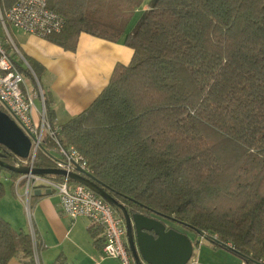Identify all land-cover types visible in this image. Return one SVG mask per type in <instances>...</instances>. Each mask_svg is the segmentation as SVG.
<instances>
[{
	"label": "trees",
	"instance_id": "trees-1",
	"mask_svg": "<svg viewBox=\"0 0 264 264\" xmlns=\"http://www.w3.org/2000/svg\"><path fill=\"white\" fill-rule=\"evenodd\" d=\"M141 1L47 0L64 18L49 42L72 51L85 32L124 36L133 49L130 62L115 65L103 91L59 125L56 137L79 151L129 213L173 217L163 221L199 230L244 264H264V0H150L124 33ZM15 2L0 0L1 11ZM26 61L39 79L41 70ZM43 96L54 126L51 99ZM52 148L45 136L40 150L47 155L38 150L36 166H54ZM0 152L14 163L2 144ZM4 173L19 175L0 166V199ZM10 226L0 215V264L19 254L41 264L35 229L33 238ZM65 263L58 255L50 264Z\"/></svg>",
	"mask_w": 264,
	"mask_h": 264
},
{
	"label": "crops",
	"instance_id": "crops-1",
	"mask_svg": "<svg viewBox=\"0 0 264 264\" xmlns=\"http://www.w3.org/2000/svg\"><path fill=\"white\" fill-rule=\"evenodd\" d=\"M113 1H116L114 5L120 4V0ZM149 2L150 0H142L132 10L125 24L124 33L134 28L139 17L148 8ZM112 9L117 16L118 7ZM115 18L112 15L109 19ZM11 29L12 35L8 30L9 37L15 48H8V52L24 72L26 87L34 90L40 88L42 93L50 97L51 108L55 113V126L66 123L86 109L109 82L115 65L128 64L133 55V49L124 45V36L112 41L81 32L75 49L71 51L23 29L14 26H11ZM26 59L34 62L37 69L41 70L39 79L33 74L31 68L28 69L27 65L29 67L30 65ZM26 69L29 70V74L25 71ZM34 103L39 110L42 108L41 99L34 98ZM34 118L37 119L36 113ZM52 150L54 151L49 149L51 155ZM8 175L3 174L5 193L0 202L7 203L6 212L9 218L1 212L0 214L15 230L31 232L33 228L35 229L37 239L43 245L39 255L41 264L52 263L58 255L65 257V264H103L106 259L100 258L99 249L102 247L100 243L103 241L101 228L90 224L86 217L71 218L61 213L58 195L55 189L49 186L32 187L28 201L25 202L24 181L15 186V180ZM37 190H40V194H37ZM90 231L95 234L93 237ZM196 238L198 239L197 236ZM97 239L98 242L95 244L94 241ZM199 239L197 244L201 247L197 249L198 254L204 247L203 241L209 242L202 236ZM193 254L194 247L192 256ZM8 264H27V259L19 254ZM110 264H119V262ZM234 264H244V261L240 259Z\"/></svg>",
	"mask_w": 264,
	"mask_h": 264
},
{
	"label": "built area",
	"instance_id": "built-area-1",
	"mask_svg": "<svg viewBox=\"0 0 264 264\" xmlns=\"http://www.w3.org/2000/svg\"><path fill=\"white\" fill-rule=\"evenodd\" d=\"M64 18L47 6V0H16L9 9L1 11L0 8V105L27 135L31 141V148L27 157L15 155L13 165L33 167L37 151L43 148L45 136L55 143L56 157L53 158L55 168L67 172L80 170L92 173L86 159L74 146H63L59 143L56 135L59 133L58 126L48 124L46 118L44 97L42 90L29 89L25 75L19 64L6 51L5 46H12L14 43L9 37L8 24L23 29L35 36L45 38L51 33L61 30L64 25ZM28 69L30 67L27 65ZM34 98L42 101V108L39 110ZM37 114V119L34 118ZM25 183L24 198L28 201L30 190L38 185L53 188L58 195V206L61 213L71 217H86L93 226L102 229L103 245L100 250V258L113 259L119 264H135L126 242V229L122 215L112 205L101 198L90 187L70 179L68 176H61L56 179L54 175L19 174L15 179V186L21 181ZM29 211V210H28ZM34 238L33 229L30 232ZM216 236L214 235V238ZM32 238V239H33ZM37 257V256H36Z\"/></svg>",
	"mask_w": 264,
	"mask_h": 264
},
{
	"label": "water",
	"instance_id": "water-1",
	"mask_svg": "<svg viewBox=\"0 0 264 264\" xmlns=\"http://www.w3.org/2000/svg\"><path fill=\"white\" fill-rule=\"evenodd\" d=\"M0 144L19 157H27L31 141L14 120L0 109ZM4 154L0 152V166L17 174L60 175L90 187L95 193L116 207L124 219L126 242L135 264H187L192 257L194 242L184 232L166 226L164 219L174 221L169 216L152 211V215L140 212L129 213L126 207L118 202L107 190V187L94 175L78 168L76 172H65L55 167L15 166L3 161ZM54 158V157H52ZM40 194V190H37ZM185 226L191 227L188 224ZM197 235L202 233L194 229Z\"/></svg>",
	"mask_w": 264,
	"mask_h": 264
},
{
	"label": "rangeland",
	"instance_id": "rangeland-1",
	"mask_svg": "<svg viewBox=\"0 0 264 264\" xmlns=\"http://www.w3.org/2000/svg\"><path fill=\"white\" fill-rule=\"evenodd\" d=\"M8 30H9L10 34L12 35V29H11L10 24H8ZM10 47L12 48L11 44H10V46H5L4 49H6V51H9L8 48H10ZM0 109L4 110V108L1 105H0ZM41 152H42V154L47 155L42 150L39 151V153H41ZM52 155L54 157H56L57 154L55 152V149H54V151L52 150ZM39 157H40V155H39ZM42 158H43V160H45V156L42 155ZM39 160L41 161V159H39ZM40 163H42V162H40ZM2 198L0 199V201L2 200ZM7 209H8L7 203L0 202V212L5 217L9 218V215H7V212H6ZM26 218H28L27 214H26ZM165 224H166V226L173 227L177 230L184 231V233H186L188 235V237L193 242L197 239V238L195 239V236H197L198 239L200 238V236L197 235V233H194L193 231L184 230L179 225H175V224L170 223V222H165ZM201 236L206 239L205 234H202ZM209 243L210 242H206L205 240L203 241L204 247H202V251L200 254H198L199 250L197 251V249H200L199 247H201V245L194 243V245H193L194 246V254L192 257H190V260L187 262V264H204V263H208V264H234V263H238L240 261V257H236V254L233 253L232 251L225 249L224 247H219V246L213 247ZM112 260L106 259L105 261H103V264H110L111 262L117 263V261H112Z\"/></svg>",
	"mask_w": 264,
	"mask_h": 264
},
{
	"label": "flooded vegetation",
	"instance_id": "flooded-vegetation-1",
	"mask_svg": "<svg viewBox=\"0 0 264 264\" xmlns=\"http://www.w3.org/2000/svg\"><path fill=\"white\" fill-rule=\"evenodd\" d=\"M165 220V219H164ZM165 222H167V221H165Z\"/></svg>",
	"mask_w": 264,
	"mask_h": 264
}]
</instances>
